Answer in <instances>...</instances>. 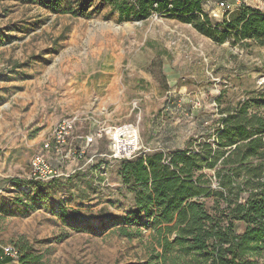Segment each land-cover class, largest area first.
<instances>
[{
  "label": "rangeland",
  "instance_id": "rangeland-1",
  "mask_svg": "<svg viewBox=\"0 0 264 264\" xmlns=\"http://www.w3.org/2000/svg\"><path fill=\"white\" fill-rule=\"evenodd\" d=\"M217 1L202 8L220 22L235 9ZM240 2L264 10L263 0ZM0 31V243L23 237L38 264H162L152 224L127 222L134 194L119 159L213 143L221 113L264 91V47L215 44L169 15L124 20L103 0H0ZM69 117L66 150L99 127L102 136L82 160L52 156L58 182L17 184ZM205 173L216 190L214 170ZM201 200L213 213L214 194Z\"/></svg>",
  "mask_w": 264,
  "mask_h": 264
},
{
  "label": "trees",
  "instance_id": "trees-1",
  "mask_svg": "<svg viewBox=\"0 0 264 264\" xmlns=\"http://www.w3.org/2000/svg\"><path fill=\"white\" fill-rule=\"evenodd\" d=\"M103 1L124 20L169 15L215 44L253 41L264 47V10L247 5L215 22L202 8L208 0ZM5 38L0 31V41ZM193 144L170 154L140 152L119 160L118 175L134 194L127 222L143 217L152 224V238L161 250L156 258L162 264H264V91L221 113L213 143ZM206 170H214L216 190ZM14 181L44 184L32 178ZM211 193L213 213L201 200ZM235 223H243L244 229L237 232ZM12 245L19 252L18 264L40 262L23 237Z\"/></svg>",
  "mask_w": 264,
  "mask_h": 264
},
{
  "label": "built area",
  "instance_id": "built-area-1",
  "mask_svg": "<svg viewBox=\"0 0 264 264\" xmlns=\"http://www.w3.org/2000/svg\"><path fill=\"white\" fill-rule=\"evenodd\" d=\"M231 3H234L236 6ZM217 4L226 12L233 11L234 9L236 10L243 5L240 0H218ZM75 123L76 118L69 117L62 119L56 124L48 138L43 142L42 151L44 153L36 154L31 161L32 179L40 182L58 179L60 174L50 163L52 156H62V153L66 151L67 156L72 157L75 160H82L85 157V152L93 141L96 138H100L103 134V129L99 127L93 134L86 137L85 143L82 147L74 150H66L69 145V140L74 132ZM125 143H129V140H125ZM135 154L136 153H133L130 156H122L121 159L130 158ZM18 258L19 252L12 244L4 245L0 243V262L6 260L9 262H18Z\"/></svg>",
  "mask_w": 264,
  "mask_h": 264
},
{
  "label": "crops",
  "instance_id": "crops-1",
  "mask_svg": "<svg viewBox=\"0 0 264 264\" xmlns=\"http://www.w3.org/2000/svg\"><path fill=\"white\" fill-rule=\"evenodd\" d=\"M3 262H7V260L6 261H3ZM3 262H0V264H9V263H3Z\"/></svg>",
  "mask_w": 264,
  "mask_h": 264
}]
</instances>
